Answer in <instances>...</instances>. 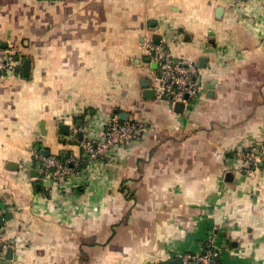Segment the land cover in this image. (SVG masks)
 Listing matches in <instances>:
<instances>
[{
    "label": "crops",
    "instance_id": "crops-1",
    "mask_svg": "<svg viewBox=\"0 0 264 264\" xmlns=\"http://www.w3.org/2000/svg\"><path fill=\"white\" fill-rule=\"evenodd\" d=\"M149 37L199 67L180 112L145 97ZM0 45L20 62L0 79V264H152L210 236L222 264H264V0H0ZM110 117L150 127L41 184L40 156L83 158Z\"/></svg>",
    "mask_w": 264,
    "mask_h": 264
},
{
    "label": "built area",
    "instance_id": "built-area-1",
    "mask_svg": "<svg viewBox=\"0 0 264 264\" xmlns=\"http://www.w3.org/2000/svg\"><path fill=\"white\" fill-rule=\"evenodd\" d=\"M143 46L148 53L155 55L159 64L153 82L157 101L167 102L173 107L176 102L187 104L197 96L199 67L195 62L175 60L164 45L155 44L150 37L145 39ZM13 53V49L9 50L0 45V79L19 73L20 62L14 58ZM149 127V123L144 119L130 117L127 120H120L117 117H110L97 130V137L86 135L79 140V146L85 153L83 158L40 156L38 179L45 187L59 185L66 178L78 174L81 160L107 158L111 150L140 137L148 131ZM72 135H76L75 129L72 130ZM236 152L248 161L246 171H253L257 167L259 158L254 148H239ZM8 245V239L0 231V251ZM181 256L183 264H222L220 248L215 236L205 239L198 251Z\"/></svg>",
    "mask_w": 264,
    "mask_h": 264
},
{
    "label": "water",
    "instance_id": "water-1",
    "mask_svg": "<svg viewBox=\"0 0 264 264\" xmlns=\"http://www.w3.org/2000/svg\"><path fill=\"white\" fill-rule=\"evenodd\" d=\"M22 67H23V73L24 74H28V71H29V68H30V61L29 59H25L23 61V64H22ZM144 93H146L145 97L146 98H153L155 96V92H154V89L152 88H146ZM184 107V103L183 102H176L175 105H174V109L176 111H182ZM124 120L126 118H123ZM69 128V127H68ZM81 136V134H80ZM38 187H40V184L37 185ZM0 222H1V216H0ZM11 250H9L10 252ZM152 264H183V260H182V256L181 255H178L176 257H173V258H170V259H163V260H159L155 263H152Z\"/></svg>",
    "mask_w": 264,
    "mask_h": 264
},
{
    "label": "trees",
    "instance_id": "trees-1",
    "mask_svg": "<svg viewBox=\"0 0 264 264\" xmlns=\"http://www.w3.org/2000/svg\"><path fill=\"white\" fill-rule=\"evenodd\" d=\"M14 53H13V55L15 54V51H13ZM20 72V71H19Z\"/></svg>",
    "mask_w": 264,
    "mask_h": 264
}]
</instances>
